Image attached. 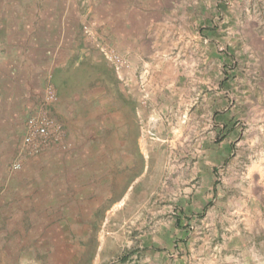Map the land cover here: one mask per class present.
Returning <instances> with one entry per match:
<instances>
[{
	"label": "rangeland",
	"instance_id": "obj_1",
	"mask_svg": "<svg viewBox=\"0 0 264 264\" xmlns=\"http://www.w3.org/2000/svg\"><path fill=\"white\" fill-rule=\"evenodd\" d=\"M216 1L163 0L160 39L134 55L98 0H0V264H264V44L202 27L222 25ZM119 87L133 120L125 99L114 119ZM48 89L63 134L27 155Z\"/></svg>",
	"mask_w": 264,
	"mask_h": 264
},
{
	"label": "crops",
	"instance_id": "obj_2",
	"mask_svg": "<svg viewBox=\"0 0 264 264\" xmlns=\"http://www.w3.org/2000/svg\"><path fill=\"white\" fill-rule=\"evenodd\" d=\"M245 2L246 4H243V6H241L242 3L240 4L241 7L238 13V11H233L232 8L230 7L223 6V5H226V3H223L221 0L216 1L212 12L214 13L221 12V14L223 15V19H224V21L221 23L222 25H219V26L217 25V22L215 20L216 16L214 15V17H211V19L207 21L208 22L207 26L205 22L202 21L204 22L202 27H208L209 29H212V28L216 29L217 27L218 28L217 31L219 30V32L220 31L224 32L225 36L227 37L231 34L229 30H231L232 28H234L235 30L241 29L243 32L242 31H241L242 33L239 32L237 36L234 37V39L240 40L239 41L240 43H242L243 40H246L250 44H255V45L264 44V15L260 16L261 13L260 12H259L260 14L258 12L256 13L255 9L251 11L249 5L247 4V0ZM259 2L255 1L256 5L262 6L263 8L262 12L264 13V6H263L264 0L263 2L262 0H259ZM98 4H100L99 7L101 8L99 11L102 15H104L103 17H104L105 22L110 21L112 24V27L110 28L112 40L118 46L127 44V46L132 49L133 54L138 55L139 46L141 47V46H145L149 44L152 45L154 43L153 39H156V40L160 39L162 35L160 31H163V11L166 10L163 7V0H98ZM23 6L24 4L22 5V7ZM175 9H179L178 6H175ZM54 13H62V12L58 8H56ZM201 13L205 14L202 8L200 9L199 7H197V8L191 9L190 14L192 18V22H191L192 25H196V26L201 25L202 23L201 18L203 17L199 15ZM226 13L231 15V17L227 18V16L225 15ZM252 14L254 16H252ZM54 24L56 25L58 23L55 22ZM55 29L58 30L57 27H55ZM152 31L154 32L152 33ZM249 31H253L255 33L254 34L255 36H252ZM224 38L226 37H223V39ZM149 39L151 40V42L150 41L148 42ZM195 40H200V38L195 37ZM141 55L144 57V53H142ZM257 56H258V61L262 62V60L264 59V50L263 49H261V51L258 50ZM210 61L212 62L214 61L215 63V60L213 58H211ZM219 74L221 75L222 72L219 71ZM237 74L239 73L237 72ZM227 78L229 82L230 79L228 76L226 77V79ZM237 78H239L238 75H236V79ZM228 82L226 84H228ZM245 84L247 83H243L242 86ZM175 89H178V88H175ZM235 89L238 90V87H235ZM25 90L26 89H23L24 92ZM119 90L121 93L120 98L122 99V103H120V101L115 102V104L112 103L111 110L112 111L117 110V114H114V119H119L120 115L121 117H123L122 112L125 110L124 109L125 103H123V99H125L127 100L128 110L130 109L129 105H132L131 119L133 120L135 116V109H136L135 101L134 99H132L131 101V97L129 96L126 97L121 87H119ZM145 90H147L149 94L154 95V94H162V92L164 93L166 88L164 86L163 87H159V86L153 87L150 85V87L146 88ZM179 90L181 91V89ZM175 93H177L176 90H175ZM213 107L215 108V106ZM224 112H229V109L225 108ZM62 114H63L62 120L65 121L67 126H69L70 121L68 117L64 115V113ZM165 121H168V119H166ZM126 122L130 123L129 113L127 114ZM228 122L227 124L225 123L226 126L229 125L230 122L229 123ZM122 125H123V122H122ZM218 127L219 126L217 125V120L214 118L213 122H211V124L209 125V128H212L213 130L212 132L214 133L216 130L219 131ZM69 131L71 133V130ZM164 134H165V131L163 130V137H165ZM241 138H242V134L238 140H240Z\"/></svg>",
	"mask_w": 264,
	"mask_h": 264
},
{
	"label": "built area",
	"instance_id": "obj_3",
	"mask_svg": "<svg viewBox=\"0 0 264 264\" xmlns=\"http://www.w3.org/2000/svg\"><path fill=\"white\" fill-rule=\"evenodd\" d=\"M85 32L89 34L88 29ZM112 62L114 69L121 72L127 67V62L114 51L105 53ZM57 101L56 93L48 89L46 93V110L44 113L27 120V134L24 139V152L27 155H38L44 149L56 145L63 134L62 126L50 114V107ZM20 165H15L19 169Z\"/></svg>",
	"mask_w": 264,
	"mask_h": 264
},
{
	"label": "trees",
	"instance_id": "obj_4",
	"mask_svg": "<svg viewBox=\"0 0 264 264\" xmlns=\"http://www.w3.org/2000/svg\"><path fill=\"white\" fill-rule=\"evenodd\" d=\"M227 79H228V78H227ZM220 117H221V118H224V116H223V115H221ZM225 127H227V126L225 125ZM230 130H231V132H232V130H233V129H230Z\"/></svg>",
	"mask_w": 264,
	"mask_h": 264
}]
</instances>
